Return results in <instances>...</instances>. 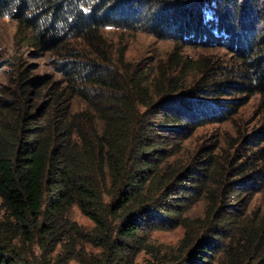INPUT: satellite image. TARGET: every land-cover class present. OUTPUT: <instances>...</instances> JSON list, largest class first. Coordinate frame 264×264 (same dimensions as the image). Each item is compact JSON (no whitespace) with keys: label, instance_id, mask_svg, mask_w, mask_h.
<instances>
[{"label":"trees","instance_id":"1","mask_svg":"<svg viewBox=\"0 0 264 264\" xmlns=\"http://www.w3.org/2000/svg\"><path fill=\"white\" fill-rule=\"evenodd\" d=\"M228 1L0 0L17 53L35 47L56 71L6 60L0 264H264V1L235 14ZM138 5L154 19L148 30L161 36L173 23L188 45L129 59L106 31L142 29ZM215 46L232 55L182 53ZM255 97L254 124L235 131ZM75 208L92 225L74 220ZM178 227L176 245L153 237Z\"/></svg>","mask_w":264,"mask_h":264},{"label":"rangeland","instance_id":"2","mask_svg":"<svg viewBox=\"0 0 264 264\" xmlns=\"http://www.w3.org/2000/svg\"><path fill=\"white\" fill-rule=\"evenodd\" d=\"M247 1L248 0H229L227 2V8L230 12H233L235 14V12L238 11L236 9L237 4H239L240 6L243 5V7H245L248 4ZM137 7L138 14H143V21L141 22V25H145L142 27V29L134 31H121L117 29L108 28V30L106 31V35L108 36L109 41L115 46L121 45L128 47L127 57L129 59L134 61L150 62L153 59L157 60L159 58H165L169 53L175 50L176 42L178 41L180 43L182 42L183 44L188 45V41H181L179 39H175V34L177 33L179 27L175 26V24L173 23L164 27L166 32H163V35L161 36L148 30L149 28H147V25H149V23L154 22V19L152 16L148 15V13L145 14L148 7H145V5L144 8L140 7L139 5ZM153 10L154 11L152 14H156L161 11L159 7H156ZM147 12H149V9ZM242 18L243 21L245 20V22L247 23L249 22V20H251L252 22V19H247L245 15ZM254 25L257 30L262 29L260 23H254ZM16 31V22L8 18L0 19V97L2 95V88L7 87L9 85L12 77L13 69L11 65H9V62H7L6 60L12 58L13 55L17 54L21 58L22 63L28 66L29 68H32L37 74L39 73L44 75L56 73L51 60L45 55H43L42 51L38 50L37 48L23 47L19 48V51L17 53ZM196 42L198 43V40ZM214 48L215 49L213 51H203L194 47H184L182 49V53L185 56L191 57L198 56L202 53L204 55L215 56V59L221 60L229 59V56L232 55V53L229 51L228 48H226V46H215ZM257 101L258 98L255 97L248 104H246V106L242 108L240 116L236 118L238 119V125H235V131L236 129L245 131L247 129H250L252 124H254V121L257 117ZM233 125L234 124L232 122L220 126L206 125L205 127H201L196 131L195 137L192 138V140L197 139L196 136H205L207 138H210L211 136L226 132L227 130H234ZM258 200L260 202L263 201L264 203V198L262 196H260ZM200 209L201 205L195 208L196 211H200ZM72 218L82 225H92L91 221L84 215H82L78 208H75L73 210ZM183 232V229L181 227H178L164 231H157L153 234V237L159 243L167 245H176L182 238ZM69 264L80 263L73 260Z\"/></svg>","mask_w":264,"mask_h":264}]
</instances>
